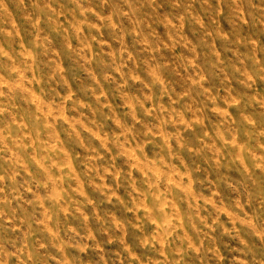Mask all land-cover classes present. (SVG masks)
Returning <instances> with one entry per match:
<instances>
[{"label":"rangeland","instance_id":"obj_1","mask_svg":"<svg viewBox=\"0 0 264 264\" xmlns=\"http://www.w3.org/2000/svg\"><path fill=\"white\" fill-rule=\"evenodd\" d=\"M0 264H264V0H0Z\"/></svg>","mask_w":264,"mask_h":264}]
</instances>
